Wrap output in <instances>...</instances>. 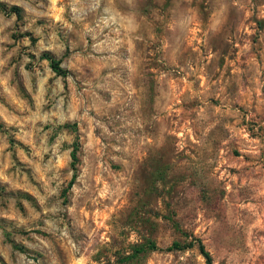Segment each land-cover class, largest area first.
<instances>
[{
  "label": "rangeland",
  "instance_id": "374dc122",
  "mask_svg": "<svg viewBox=\"0 0 264 264\" xmlns=\"http://www.w3.org/2000/svg\"><path fill=\"white\" fill-rule=\"evenodd\" d=\"M0 5V264H264V0Z\"/></svg>",
  "mask_w": 264,
  "mask_h": 264
},
{
  "label": "trees",
  "instance_id": "16d2710c",
  "mask_svg": "<svg viewBox=\"0 0 264 264\" xmlns=\"http://www.w3.org/2000/svg\"><path fill=\"white\" fill-rule=\"evenodd\" d=\"M1 7L2 6L0 5V8ZM10 12L13 13L16 17H18V15H19V10L16 7H12L10 9ZM41 57L48 62L49 68L51 69V71L53 73H55L56 75H60V76H64L66 74V72L60 68V66H59L60 61L59 60H56V59L52 58L48 54H42ZM77 149H78V145L76 143H74L73 146H72V149L70 151V159H71V164L70 165H71V168L73 170V173H72L71 178L68 181L64 191L68 190L72 186V184L74 182V179H75V176H76L75 175L74 165L76 163V152H77ZM195 242H196V247H197L199 253L202 255V257L205 260V264H212L211 258L209 256L208 252L204 249V247L201 244V242L199 240H196ZM172 248L176 249V248H178V245L177 244H172L171 249ZM148 249L149 250H156L157 248L153 244H150ZM140 251H143V248H140Z\"/></svg>",
  "mask_w": 264,
  "mask_h": 264
}]
</instances>
